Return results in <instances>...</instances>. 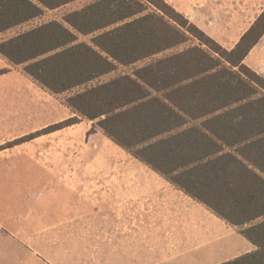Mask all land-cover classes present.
<instances>
[{
  "label": "trees",
  "instance_id": "trees-1",
  "mask_svg": "<svg viewBox=\"0 0 264 264\" xmlns=\"http://www.w3.org/2000/svg\"><path fill=\"white\" fill-rule=\"evenodd\" d=\"M72 1L0 0V33ZM263 35L264 9L226 49L164 0H93L1 40L0 57L49 93H69L76 116L43 132L93 121L254 246L218 264H264V76L244 63Z\"/></svg>",
  "mask_w": 264,
  "mask_h": 264
},
{
  "label": "rangeland",
  "instance_id": "rangeland-1",
  "mask_svg": "<svg viewBox=\"0 0 264 264\" xmlns=\"http://www.w3.org/2000/svg\"><path fill=\"white\" fill-rule=\"evenodd\" d=\"M87 2L82 1V6ZM80 5L81 1L67 7L44 9L40 16L0 34V39L51 20L61 21L64 15ZM193 5L192 20L230 48L261 12L264 0H194ZM92 36L78 34L77 42H90ZM181 48L183 46L168 52ZM145 63L118 66L99 81L130 73L132 68ZM246 64L264 76V35ZM16 68L21 70V67ZM16 70L6 67L8 72L4 77V83L13 86L12 91L0 90V233L10 225L9 222H20L15 216H21L22 212L95 211L103 205L108 206L104 208L107 211L116 210L119 216L124 214L126 217L122 220L126 226L120 227L124 232L122 236L128 238V246L140 250H132L133 255L124 257L132 264H217L253 250L254 246L236 227L133 157L93 125V121L79 118L72 125L43 132L48 126L76 116L62 103L69 93L50 94ZM15 87L20 89L18 95L13 92ZM18 98L30 99L39 107L34 112L33 122L32 111L15 116L17 112H8L5 108L11 100ZM30 134H35L33 140L18 141ZM107 147L123 156L127 163L137 165L130 166L136 172L144 170L158 184L148 189L129 190L111 185L109 180L114 183V179L121 180L128 167L110 165L103 157ZM137 184L144 187L146 183ZM76 231L77 239L72 241L71 251L69 244L65 243L64 249L59 241L62 234L58 231L49 233L47 229L40 232L47 241L37 247H44L42 254L50 256L55 264H107L110 257L106 256L117 253L110 250L111 230L107 232L94 226L81 240L85 230L78 228Z\"/></svg>",
  "mask_w": 264,
  "mask_h": 264
},
{
  "label": "crops",
  "instance_id": "crops-1",
  "mask_svg": "<svg viewBox=\"0 0 264 264\" xmlns=\"http://www.w3.org/2000/svg\"><path fill=\"white\" fill-rule=\"evenodd\" d=\"M80 1H81V5L78 7V9H80L82 4H83L82 1L87 2V0H74L72 2L64 4L62 6L67 7L68 5H74L76 3L80 4ZM164 1L168 5H170L175 11L179 12L185 18H187L189 22L193 23L200 30H202L204 33H206L208 36H210L202 28V26H200L199 24H197L196 22H194L192 20L193 15L191 13L194 10V8H193L194 0H164ZM89 2H91V1H88L87 3H89ZM62 6H60V7H62ZM263 9H264V7L262 8V10ZM262 10H261V12H262ZM256 17H255V19H256ZM253 21L250 23V25L253 23ZM249 26H248V28H249ZM244 32H242V34ZM2 33H0V34H2ZM242 34L238 37V39H236L235 44L238 42V40L240 39ZM210 37L213 40H215L217 43H219V41L214 39L212 36H210ZM1 40H3V39H0V41ZM219 44L226 49H230L235 45L234 44L230 48H227V47L223 46L221 43H219ZM256 45L254 47H256ZM254 47L249 51V53L245 57V59H244L245 64H246V60L248 59V57H249L250 53L252 52V50L254 49ZM246 65L249 66L248 64H246ZM8 66H9V64L3 58L0 57V70L6 69V67H8ZM16 69L17 68L15 67V70ZM16 71H18V70H16ZM7 72L0 74V90H2V91H12L13 86L8 85L7 83H4V79H5L4 77L7 74ZM18 72L21 73L22 71L20 70ZM22 73L26 77L30 78L24 72H22ZM31 81L33 83H35L32 79H31ZM35 84L37 86H39L37 83H35ZM39 87L42 90L46 91L41 86H39ZM13 90H14L13 92H15L16 95H18L20 89L18 87H15V88H13ZM62 103L69 110V112H71V110L65 105V103L64 102H62ZM5 106H6L5 108L8 110V112H11L10 110L17 112V114H15V116L22 115L25 112H30V111H32V113H34V112L36 113L38 111V108H39L35 104V102H33L32 100L21 99V98L13 99V100H11V102L9 104H6ZM35 113L32 114V122L34 121ZM34 138L35 137L31 138L30 140H33ZM23 142H25V141H23ZM116 154H117L116 151H114L111 147H107L104 149L103 157L106 158V161L110 162V165L114 164V166H127L128 171H125L126 176L123 177L121 180L114 179L116 181L115 183H114V181L109 180L112 183L111 185H113L114 187H125L126 189L129 190V189H135L136 187H141L142 189H148L149 187H152V186L158 184L157 182H154L153 178H151L150 175H147V173H145L144 170L138 169L136 172V169L134 167H130V166H137V165H133L132 163H127L126 159L123 156H118ZM131 180L133 182H131ZM143 182L146 183L144 187L137 184V183H143ZM107 207L108 206L102 205L101 209L95 210V211H82V210L81 211H72V210L52 211V210H48V211L22 212L21 216H15V218H19L22 222L21 221L18 223L16 221L9 222L10 225L7 226V228H5L3 233H0V264H55L51 261L50 256L46 255L45 253L42 254L43 253L42 249H44V247H40V248L37 247L39 244H43L47 241V238L44 240L42 237L44 235H42L40 233L42 230L45 231V229H47V231L49 233H52V231H54V234L57 233L56 231H58L59 234L63 235V236L59 237V241L62 242L63 248L64 249L66 248L65 243H67V244H69L68 250L71 251L72 241H74V240L76 241V239H77L76 238V235H77L76 229L79 228V229L85 230V231H83V234L80 237V240H81L82 236L87 234V231L89 230V228H92L94 226L97 227V229H103L104 231H107V232H108V230H111V233H110L111 238L110 239L112 240V244H113V242H114V244L113 245L111 244L110 250L113 252L116 251L117 253H112L111 256H109V255L106 256L107 258L110 257L108 259L109 262L107 264H132V262H127V259L124 257H129L132 254L131 253L132 250L133 251H140V250L138 248H131L130 246H128L127 245L128 238L122 236V234L124 232H123V230H120L121 229L120 227L126 226V224H124L122 222V220L124 221V219H126V217L124 216V214H123V216H119V211H117V212H116V210L115 211L114 210H112V211L108 210L107 211L106 209H104ZM31 219H34L35 221L31 220ZM104 231H103V233H104ZM72 236H74V237H72ZM101 238H103V235L101 236ZM40 251H41V253H39ZM249 251H252V250L249 249L246 252H249ZM122 258H123V261H120V259H122Z\"/></svg>",
  "mask_w": 264,
  "mask_h": 264
}]
</instances>
